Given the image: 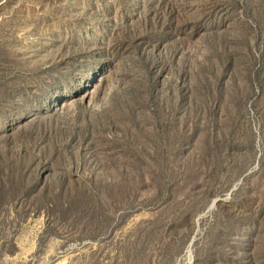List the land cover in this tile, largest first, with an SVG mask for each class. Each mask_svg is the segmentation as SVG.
<instances>
[{
	"label": "rangeland",
	"instance_id": "obj_1",
	"mask_svg": "<svg viewBox=\"0 0 264 264\" xmlns=\"http://www.w3.org/2000/svg\"><path fill=\"white\" fill-rule=\"evenodd\" d=\"M0 264H264V0H0Z\"/></svg>",
	"mask_w": 264,
	"mask_h": 264
}]
</instances>
